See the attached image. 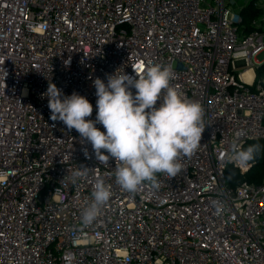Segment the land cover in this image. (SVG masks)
Returning a JSON list of instances; mask_svg holds the SVG:
<instances>
[{
  "label": "built area",
  "instance_id": "1",
  "mask_svg": "<svg viewBox=\"0 0 264 264\" xmlns=\"http://www.w3.org/2000/svg\"><path fill=\"white\" fill-rule=\"evenodd\" d=\"M233 2L0 0V264H264V179L226 183L227 168H252L234 152L264 141V78L251 66L264 19L244 32ZM148 62L172 68L173 86L202 105L205 130L176 176L129 193L117 162L52 121L43 94L49 82L76 92L95 120L93 81ZM80 166L88 173L74 178ZM97 179L112 196L86 227Z\"/></svg>",
  "mask_w": 264,
  "mask_h": 264
},
{
  "label": "clouds",
  "instance_id": "2",
  "mask_svg": "<svg viewBox=\"0 0 264 264\" xmlns=\"http://www.w3.org/2000/svg\"><path fill=\"white\" fill-rule=\"evenodd\" d=\"M133 71L135 76L116 71L107 76V83L101 78L93 81L95 120L87 119L92 116L93 105L86 97L76 92L65 96L51 82L43 94L52 121L75 129L82 141L91 144L99 160L117 162L116 183L129 193H136L145 182L159 188L158 174L176 176L182 168L180 157L191 156L198 149L205 130L202 105L186 99L173 86L175 73L170 66L148 62ZM97 123L104 131L96 127ZM252 156L251 148L237 149L232 160L246 163ZM87 173L88 168L80 166L72 175L79 178ZM111 196L110 187L97 179L90 202L82 210L84 226L98 220Z\"/></svg>",
  "mask_w": 264,
  "mask_h": 264
},
{
  "label": "trees",
  "instance_id": "3",
  "mask_svg": "<svg viewBox=\"0 0 264 264\" xmlns=\"http://www.w3.org/2000/svg\"><path fill=\"white\" fill-rule=\"evenodd\" d=\"M262 8L255 4V0H250L241 9L242 24L244 25V32L251 31L254 26L251 22L262 14ZM256 79L264 78V61L255 68ZM251 148L253 156L249 160L252 168L245 175L242 176L232 167L226 170V183L230 187H234L242 181L248 183L260 184L264 179V141H250L247 142L243 149Z\"/></svg>",
  "mask_w": 264,
  "mask_h": 264
},
{
  "label": "rangeland",
  "instance_id": "4",
  "mask_svg": "<svg viewBox=\"0 0 264 264\" xmlns=\"http://www.w3.org/2000/svg\"><path fill=\"white\" fill-rule=\"evenodd\" d=\"M233 8L234 6L236 7H242L244 6L245 4H247L249 2V0H233ZM255 2L258 4V7H261L262 8V14L260 15V18H263L264 19V1L263 0H255ZM259 18V19H260ZM254 62H257V63H262L264 61V50H261L260 52H258L254 58H253ZM259 64H256L254 63L253 65H251L253 67V69L256 68L257 65Z\"/></svg>",
  "mask_w": 264,
  "mask_h": 264
},
{
  "label": "bare ground",
  "instance_id": "5",
  "mask_svg": "<svg viewBox=\"0 0 264 264\" xmlns=\"http://www.w3.org/2000/svg\"><path fill=\"white\" fill-rule=\"evenodd\" d=\"M250 73H252V70L250 69V68H248V70H246V72H245V75L247 74H250Z\"/></svg>",
  "mask_w": 264,
  "mask_h": 264
},
{
  "label": "crops",
  "instance_id": "6",
  "mask_svg": "<svg viewBox=\"0 0 264 264\" xmlns=\"http://www.w3.org/2000/svg\"><path fill=\"white\" fill-rule=\"evenodd\" d=\"M255 4L258 5L256 2H255ZM245 5H246V4H245ZM245 5H244V6H245ZM259 18H260V16H258V17L255 18V19H256V20H259Z\"/></svg>",
  "mask_w": 264,
  "mask_h": 264
},
{
  "label": "water",
  "instance_id": "7",
  "mask_svg": "<svg viewBox=\"0 0 264 264\" xmlns=\"http://www.w3.org/2000/svg\"><path fill=\"white\" fill-rule=\"evenodd\" d=\"M261 64V63H260Z\"/></svg>",
  "mask_w": 264,
  "mask_h": 264
}]
</instances>
